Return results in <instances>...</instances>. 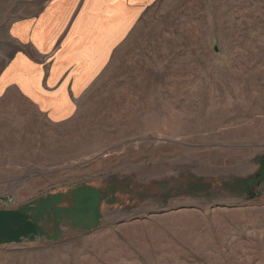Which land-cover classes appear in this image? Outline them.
I'll use <instances>...</instances> for the list:
<instances>
[{"label": "rangeland", "instance_id": "1", "mask_svg": "<svg viewBox=\"0 0 264 264\" xmlns=\"http://www.w3.org/2000/svg\"><path fill=\"white\" fill-rule=\"evenodd\" d=\"M52 1L0 0V73ZM139 4L72 115L0 99V197L60 220L0 264H264V0Z\"/></svg>", "mask_w": 264, "mask_h": 264}, {"label": "crops", "instance_id": "2", "mask_svg": "<svg viewBox=\"0 0 264 264\" xmlns=\"http://www.w3.org/2000/svg\"><path fill=\"white\" fill-rule=\"evenodd\" d=\"M79 1L53 0L37 17L11 24L10 35L19 48L0 73V99L14 88L52 120L74 113L78 99L137 18L143 0ZM13 199L0 204V247L58 235L60 220L49 211L48 196L34 204Z\"/></svg>", "mask_w": 264, "mask_h": 264}, {"label": "built area", "instance_id": "3", "mask_svg": "<svg viewBox=\"0 0 264 264\" xmlns=\"http://www.w3.org/2000/svg\"><path fill=\"white\" fill-rule=\"evenodd\" d=\"M13 202H14L13 197H9V196L0 197V204L13 203Z\"/></svg>", "mask_w": 264, "mask_h": 264}, {"label": "bare ground", "instance_id": "4", "mask_svg": "<svg viewBox=\"0 0 264 264\" xmlns=\"http://www.w3.org/2000/svg\"><path fill=\"white\" fill-rule=\"evenodd\" d=\"M103 22V21H102Z\"/></svg>", "mask_w": 264, "mask_h": 264}]
</instances>
